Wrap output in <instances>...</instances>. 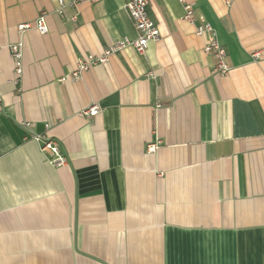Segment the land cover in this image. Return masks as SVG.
Masks as SVG:
<instances>
[{
	"label": "crops",
	"instance_id": "1",
	"mask_svg": "<svg viewBox=\"0 0 264 264\" xmlns=\"http://www.w3.org/2000/svg\"><path fill=\"white\" fill-rule=\"evenodd\" d=\"M185 1L226 48V76L181 0H149L160 39L79 80L80 58L137 37L127 0L62 15L58 0H0V264H264V0ZM42 14L47 34L19 30Z\"/></svg>",
	"mask_w": 264,
	"mask_h": 264
},
{
	"label": "built area",
	"instance_id": "2",
	"mask_svg": "<svg viewBox=\"0 0 264 264\" xmlns=\"http://www.w3.org/2000/svg\"><path fill=\"white\" fill-rule=\"evenodd\" d=\"M95 0H58V8L55 10L59 15L63 14V9L66 6L75 7L78 3L89 2ZM184 3V16L183 19L195 24V33L198 36L205 38L204 51L212 54L215 58L214 73L219 76H226L231 71V65L228 62V52L226 48L220 43L217 33L210 22L204 16L196 15L193 4L181 0ZM149 0H127L125 8L128 11L131 19L134 22L137 30V37L131 39L127 36L110 43L103 51L102 54L94 55L89 54L84 58H80L77 62L76 68L68 76L74 80H79L82 74L89 70L91 67L107 63L110 55L118 52L128 46H133L139 54H144L149 47L150 42L158 41L161 37L158 25L151 19L148 12ZM71 19L76 22L77 14L73 15ZM197 19L199 22L196 24ZM36 28L41 34L45 35L49 32V28L44 14L40 15L34 22L21 23L18 28L21 32L30 28ZM11 55L15 61L14 71L16 74V82L22 77L24 64H23V41H18L10 44L9 46ZM100 106L96 103L91 104L85 108L81 115L87 118H94L100 113ZM24 125L28 128L30 123L25 122ZM32 137L40 142L41 151L45 154L51 164L61 166L67 163V157L63 154L60 144L57 140L49 138L40 134H33ZM161 140H156L147 144V152L155 153L159 149Z\"/></svg>",
	"mask_w": 264,
	"mask_h": 264
}]
</instances>
